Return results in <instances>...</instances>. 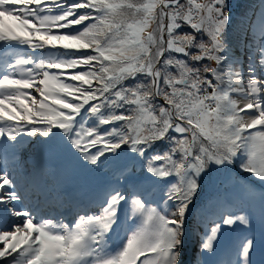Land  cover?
<instances>
[{"label": "snow or ice", "instance_id": "obj_1", "mask_svg": "<svg viewBox=\"0 0 264 264\" xmlns=\"http://www.w3.org/2000/svg\"><path fill=\"white\" fill-rule=\"evenodd\" d=\"M0 264H264V0H0Z\"/></svg>", "mask_w": 264, "mask_h": 264}]
</instances>
